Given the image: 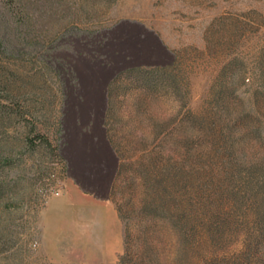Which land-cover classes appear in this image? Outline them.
Returning <instances> with one entry per match:
<instances>
[{
    "label": "rangeland",
    "instance_id": "1",
    "mask_svg": "<svg viewBox=\"0 0 264 264\" xmlns=\"http://www.w3.org/2000/svg\"><path fill=\"white\" fill-rule=\"evenodd\" d=\"M22 4V40L80 35L54 63L0 49V264H119V204L140 208L150 188L130 182L185 114L223 127L247 112L264 137V0ZM135 67L172 69L154 90L126 75L111 91Z\"/></svg>",
    "mask_w": 264,
    "mask_h": 264
},
{
    "label": "trees",
    "instance_id": "2",
    "mask_svg": "<svg viewBox=\"0 0 264 264\" xmlns=\"http://www.w3.org/2000/svg\"><path fill=\"white\" fill-rule=\"evenodd\" d=\"M24 9L22 0L0 8V49L13 56L38 54L54 63L55 52L80 32L68 29L41 46L22 40ZM170 69L131 68L116 77L111 91L126 75L154 90ZM0 88H5L2 80ZM185 117L177 136H164L151 169L136 171L137 178L129 181L133 186L143 178L150 191L140 208L134 194L119 204L126 222L119 264H264L263 126H254L247 112L225 117L229 122L223 127L192 112ZM124 167L112 185L114 195Z\"/></svg>",
    "mask_w": 264,
    "mask_h": 264
}]
</instances>
